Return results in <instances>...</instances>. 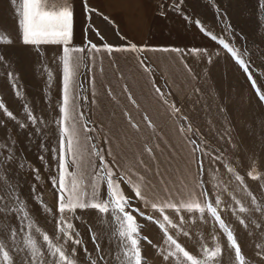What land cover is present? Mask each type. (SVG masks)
<instances>
[{
	"label": "rangeland",
	"instance_id": "rangeland-1",
	"mask_svg": "<svg viewBox=\"0 0 264 264\" xmlns=\"http://www.w3.org/2000/svg\"><path fill=\"white\" fill-rule=\"evenodd\" d=\"M67 3L74 8L72 43L86 49L79 54L83 62L77 77L83 85L81 96L86 99L79 103L85 121H90L88 127L95 131L85 135L92 137V143L105 153L112 152L122 169L119 174L131 169L132 173L144 175L150 181L147 192L151 202L165 200L170 193L174 201H179L187 189L202 181L209 192V201L220 198L218 211L225 223L231 225L245 264H264V258L257 255L264 252V102L256 95V88L264 92V0H154L151 4L154 15L143 30L147 33H142L143 28L128 27L124 29L125 34H117L116 29L109 26H101L100 34L99 28L89 27L91 14L84 12L83 0H67ZM129 16H123L124 28L128 26L126 22L132 21ZM0 30L12 40L11 44H0V55L4 57L0 61V101L15 116L13 120L0 109V145H4L0 147V161L13 157L8 163L0 164V197H3L0 208L15 207V198H23L37 226L55 242V220L59 214L42 211L40 201L55 211L51 177L57 175V161L52 158L51 150L58 149L59 140L56 120L61 100L60 47L42 45L38 49L24 45L10 0H0ZM89 40L101 50L87 51ZM220 40L238 51L249 65L248 73L223 49ZM105 43L116 48L130 45L137 48L109 54L102 48ZM191 49L200 51L192 53ZM9 72L13 73L14 81L9 79ZM249 74L252 80L248 79ZM253 81L256 88L252 86ZM13 82L22 97H17ZM157 87L160 93L156 92ZM129 94L136 101L135 105L127 99ZM172 104L181 111H173ZM25 105L36 117L35 125L27 119ZM125 112L131 114V122ZM144 116L149 117L152 127ZM183 116H187L188 121ZM133 122L139 128H133ZM20 123L25 127L20 128ZM188 123L199 135L187 132ZM191 140H196L204 149L195 154L202 169L193 159ZM145 145L153 149L155 161L143 151ZM113 157L106 156V159L111 161ZM140 160L152 171L140 165ZM228 166L235 173L229 172ZM253 169L257 179L248 175ZM157 171L163 176L164 184L156 175ZM235 175H240L243 183L236 180ZM122 188L133 208L163 220L150 204L136 199L127 185L122 184ZM240 206L248 211L240 213ZM165 214L178 225L177 229L169 227V234L190 254L203 258L202 248L214 249L218 242L222 252L213 264H236L234 250L228 248L224 234L207 213L201 218L198 213L181 210L177 214L166 209ZM76 215L82 220L73 223L81 233L84 247L95 257L89 225L97 233H106L101 223L104 217L95 210H78ZM133 215L144 225L142 235L151 241L141 242L143 264H176L174 258L165 261L160 253L167 245L159 227L137 213ZM181 216L184 217L182 225ZM240 219L245 220L244 225L239 223ZM19 225L14 213L7 209L0 212V230L19 229ZM180 229L188 235L184 236ZM23 235L18 232L17 242ZM6 238L11 241L10 235ZM101 239V249L106 253L108 235H102ZM73 247L80 264H90L84 259V247L69 242L68 250ZM97 264L103 262L97 258Z\"/></svg>",
	"mask_w": 264,
	"mask_h": 264
},
{
	"label": "snow or ice",
	"instance_id": "snow-or-ice-1",
	"mask_svg": "<svg viewBox=\"0 0 264 264\" xmlns=\"http://www.w3.org/2000/svg\"><path fill=\"white\" fill-rule=\"evenodd\" d=\"M10 4L17 18L20 39L24 45L36 46L38 49L42 45L60 47L58 58L62 64L61 100L58 106L59 117L56 120L59 140L58 149L54 147L51 150L53 153L52 158L57 161V175L51 177L56 196L55 211L43 204V201H40L42 211L52 215L58 213L59 215L55 220L56 236L54 242L52 236L37 226L23 198H15V207L8 208L5 205L0 208V212L7 209L14 213L20 221L19 229L0 230V264H80L76 248L73 247L71 251L67 248L69 242L84 247L81 233L73 223L74 220H82L80 215H76L78 210L80 212L95 210L104 217L101 223L107 230L106 233H97L89 225V232L96 253L94 257L87 247H84V259L89 261L90 264H97V258L103 264H109V261H112L113 264H143L141 242L147 240L148 243H151V241L148 240V237L142 235L144 225L138 222L133 213H137L145 220L155 223L163 232L164 244L167 247L162 248L160 253L165 261L174 258L176 264H213L222 252L219 243H216L214 249L203 247V258L198 259L193 256L173 235L169 234L168 228L177 229L178 225L165 214L166 209H172L177 214L181 210L190 214L198 213L201 218L207 213L218 224L219 229L226 238L228 248L234 250L236 264H245V256L242 254L231 225L225 223L218 211L221 204L220 198L217 196L214 202L209 201V192L204 189L202 181H197L194 188L187 189L179 201H174L170 193L165 200L151 202L147 192L150 181H147L144 175L132 173L131 169L122 175L119 174L122 169L117 165L112 152L105 153L104 150L92 143V137L85 135L88 132L95 131V129L88 127L90 121H85L84 114L80 111L81 105L79 102L86 99V97L81 96L80 90L83 85L77 79L83 62V57L79 54L84 53L86 49L83 46H74L72 43L74 39L73 6L69 5L67 0H63V2H60V0H10ZM262 7H264V4H262ZM83 10L86 14L96 11L88 5L87 0H83ZM196 23L199 24V21ZM201 30L203 31V29ZM209 35L211 36V33ZM211 38L216 39L215 36H211ZM11 43V37L0 30V44ZM219 44L245 73L249 72V65L241 58L237 50L229 47L224 40H220ZM102 48L111 54L118 51H135L137 46L130 45L127 48H116L105 43ZM100 50V46L91 43L89 40L87 51L99 52ZM190 51L197 53L200 50L191 49ZM3 60L4 57L0 55V61ZM51 75V72H49V78H51ZM8 77L12 81L15 80L12 72L8 73ZM248 79L252 80L250 74ZM153 86L155 87V85ZM252 86L256 88L255 81H253ZM12 87L17 97H22V92L17 88L15 82H13ZM196 91L199 92L200 90L196 89ZM156 92L160 93L161 90L157 87ZM109 95H112V93L109 92ZM256 95L261 102H264V92L256 88ZM93 96H95V93H93ZM127 99L133 105L136 104L131 94L128 95ZM95 102V99H93L92 103ZM171 107L177 113L181 111L175 104H172ZM0 109L4 110L7 117L15 120L13 112L8 110L2 101H0ZM24 111L27 114V119L35 125L37 122L36 117L33 116L28 105L24 106ZM124 115L128 117L130 122L132 121L130 113L125 112ZM182 118L188 121L187 116ZM143 119L148 120V126L152 127L148 116H144ZM19 127L23 128L25 125L20 123ZM132 127L139 128V125L133 122ZM187 132L192 135H199V131L194 129L191 123H188ZM190 143L193 145V159L202 169L203 166L195 154L204 152V149L197 145L196 140H191ZM202 143L207 142L202 141ZM0 147H4V145H0ZM143 151L152 156L153 149L147 145L144 146ZM205 155H208V153H205ZM106 156L113 157V159L109 161ZM10 159H13V157L4 158L3 161H0V164H6ZM152 159L155 161L156 157L152 156ZM139 163L148 172L152 171L151 168L144 165L143 160H140ZM228 171L235 173L231 166H228ZM254 171L255 169L250 171L248 175L252 179H257L258 177L253 174ZM137 175L138 178L134 179ZM156 175L160 178L161 184H164V178L160 171H157ZM235 179L243 183V178L240 175H235ZM122 184L131 189L136 199L141 200L145 205L150 204L152 209L158 211L163 220L161 221L151 215L146 216L138 208H133L131 199L125 194ZM197 188L200 189L199 192L195 190ZM165 191H168L167 187H165ZM13 192H15V186H13ZM249 195L252 196V193L249 192ZM0 199H3V197H0ZM255 199L253 196V202ZM237 203L240 202L237 201ZM238 210L240 213L248 211L244 206H240ZM183 223L184 217L181 216L180 224ZM239 223L244 225L245 220L240 219ZM180 231L183 232L184 236L188 235L187 231L183 229H180ZM18 232L24 233L19 242H17ZM105 234L108 235L109 243V249L106 253L101 249L103 243L101 236ZM179 234L178 232L177 235ZM8 235L11 236V241L6 238ZM153 247H156V245H153ZM257 255L264 258V252H257Z\"/></svg>",
	"mask_w": 264,
	"mask_h": 264
},
{
	"label": "crops",
	"instance_id": "crops-1",
	"mask_svg": "<svg viewBox=\"0 0 264 264\" xmlns=\"http://www.w3.org/2000/svg\"><path fill=\"white\" fill-rule=\"evenodd\" d=\"M154 0H87L88 5L94 9L95 12L90 13V26L92 28L113 27L116 29L117 34H125L124 29L130 28H143L147 26V20L154 15V8L151 5ZM130 14L129 18L132 21L126 22L127 28H124L123 16ZM92 16V17H91ZM107 17V19H105ZM93 18V19H92ZM98 19L99 24L95 22ZM128 19V18H126ZM99 25V26H98ZM129 34L134 32L127 31ZM139 33V32H138ZM142 33H147L143 31ZM101 34V32H100Z\"/></svg>",
	"mask_w": 264,
	"mask_h": 264
}]
</instances>
